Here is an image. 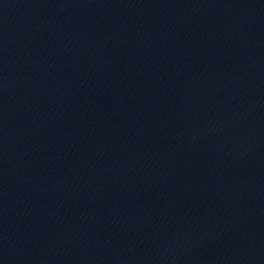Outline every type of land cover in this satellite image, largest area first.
<instances>
[{"label": "water", "instance_id": "95a60500", "mask_svg": "<svg viewBox=\"0 0 264 264\" xmlns=\"http://www.w3.org/2000/svg\"><path fill=\"white\" fill-rule=\"evenodd\" d=\"M0 209L34 264H264V0H0Z\"/></svg>", "mask_w": 264, "mask_h": 264}]
</instances>
